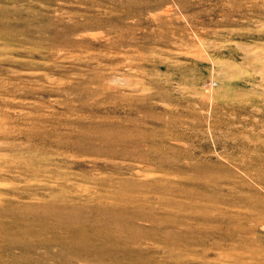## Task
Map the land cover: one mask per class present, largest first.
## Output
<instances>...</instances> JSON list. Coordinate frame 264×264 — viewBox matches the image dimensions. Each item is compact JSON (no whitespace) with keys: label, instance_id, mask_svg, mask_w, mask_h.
Instances as JSON below:
<instances>
[{"label":"rangeland","instance_id":"obj_1","mask_svg":"<svg viewBox=\"0 0 264 264\" xmlns=\"http://www.w3.org/2000/svg\"><path fill=\"white\" fill-rule=\"evenodd\" d=\"M0 264H264V0H0Z\"/></svg>","mask_w":264,"mask_h":264},{"label":"bare ground","instance_id":"obj_2","mask_svg":"<svg viewBox=\"0 0 264 264\" xmlns=\"http://www.w3.org/2000/svg\"><path fill=\"white\" fill-rule=\"evenodd\" d=\"M65 176V175H64ZM55 258V257H54Z\"/></svg>","mask_w":264,"mask_h":264}]
</instances>
